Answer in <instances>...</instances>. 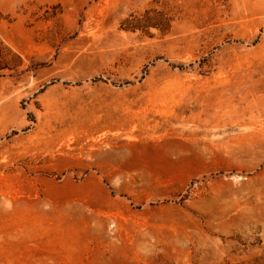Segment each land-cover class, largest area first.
I'll list each match as a JSON object with an SVG mask.
<instances>
[{
	"label": "rangeland",
	"instance_id": "1",
	"mask_svg": "<svg viewBox=\"0 0 264 264\" xmlns=\"http://www.w3.org/2000/svg\"><path fill=\"white\" fill-rule=\"evenodd\" d=\"M0 264H264V0H0Z\"/></svg>",
	"mask_w": 264,
	"mask_h": 264
}]
</instances>
